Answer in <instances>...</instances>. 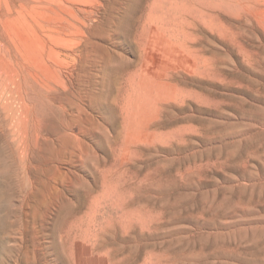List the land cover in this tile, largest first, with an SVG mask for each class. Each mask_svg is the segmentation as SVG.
<instances>
[{
    "label": "rangeland",
    "instance_id": "rangeland-1",
    "mask_svg": "<svg viewBox=\"0 0 264 264\" xmlns=\"http://www.w3.org/2000/svg\"><path fill=\"white\" fill-rule=\"evenodd\" d=\"M0 264H264V0H0Z\"/></svg>",
    "mask_w": 264,
    "mask_h": 264
},
{
    "label": "bare ground",
    "instance_id": "bare-ground-1",
    "mask_svg": "<svg viewBox=\"0 0 264 264\" xmlns=\"http://www.w3.org/2000/svg\"><path fill=\"white\" fill-rule=\"evenodd\" d=\"M112 23V22H111ZM99 46V45H98ZM100 50V49H99ZM105 50V49H104ZM104 55H106V54H104ZM109 55V54H108ZM111 56V55H110ZM99 58V57H98ZM108 58H109V56H108ZM107 59V58H106ZM90 76V75H89ZM89 78H91V77H89ZM92 81V80H91ZM45 99V98H44ZM42 100V99H41ZM47 100H48V98H47ZM46 101V100H45ZM47 102V101H46ZM49 103V102H48ZM50 103H51V101H50ZM49 103V104H50ZM47 105V104H46ZM50 106H51V104H50ZM52 107V106H51ZM49 112V111H48ZM44 111L42 112V114L44 115ZM66 134H68V133H66ZM64 137V136H63ZM67 138L69 137V136H66ZM53 138V137H52ZM67 138H64L65 140H68ZM69 140H71L70 138H69ZM68 140V141H69ZM67 144V143H66ZM69 146V145H68ZM80 148V147H79ZM81 149V148H80ZM76 156V155H75ZM71 159V158H70ZM30 255V254H29ZM27 256V255H26ZM29 257V256H28ZM33 257V256H32ZM29 261V260H28ZM32 261V260H31Z\"/></svg>",
    "mask_w": 264,
    "mask_h": 264
}]
</instances>
